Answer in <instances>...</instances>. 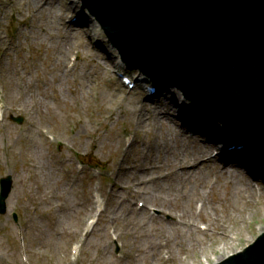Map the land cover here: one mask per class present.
<instances>
[{
    "label": "rangeland",
    "instance_id": "1",
    "mask_svg": "<svg viewBox=\"0 0 264 264\" xmlns=\"http://www.w3.org/2000/svg\"><path fill=\"white\" fill-rule=\"evenodd\" d=\"M13 1L0 0V180L14 179L0 215V264H214L264 232L263 157L227 150L235 133L179 90L163 83L150 95L151 79L122 63L80 0H54L71 35L51 15L17 5L19 14ZM35 21L45 45L29 52L25 35ZM59 49L66 56L57 67L50 58ZM197 143L209 149L189 160ZM160 227L179 242L173 252L152 247L165 245ZM39 238L46 249L34 246ZM154 251L157 259L145 258Z\"/></svg>",
    "mask_w": 264,
    "mask_h": 264
},
{
    "label": "water",
    "instance_id": "2",
    "mask_svg": "<svg viewBox=\"0 0 264 264\" xmlns=\"http://www.w3.org/2000/svg\"><path fill=\"white\" fill-rule=\"evenodd\" d=\"M81 1L127 65L178 88L264 156V0ZM12 190L2 179L1 214ZM221 264H264V235Z\"/></svg>",
    "mask_w": 264,
    "mask_h": 264
},
{
    "label": "bare ground",
    "instance_id": "3",
    "mask_svg": "<svg viewBox=\"0 0 264 264\" xmlns=\"http://www.w3.org/2000/svg\"><path fill=\"white\" fill-rule=\"evenodd\" d=\"M54 3H55L54 0H16V1H13L11 3V7L13 9H16L19 14H22L23 11L21 9H17V5L20 6V7H26L28 9H32V10L38 11L40 14L51 15V19L53 20L52 26L55 29H57L58 32H62L65 35H71L72 34V29H68L67 27H65L63 25L62 26L59 25V23L62 22V17L60 15H58V13L54 12V8H55ZM30 26H32V27L30 28L29 33L25 35V42L29 45L28 46L29 52H31V49L33 48V44L34 43L39 45V46L45 45L44 38L42 37V35L36 33L37 28L35 26H38L37 22L35 21V23L30 25ZM48 33L51 34L52 37L55 39V36H56L55 33H53L52 31H49ZM22 37L23 36H20L19 39H21ZM68 39L69 38H67V40ZM57 52H58V55L55 56V57H51L50 61L53 63L54 66L60 67L63 64H65L64 60H65L66 54H65L63 49H59ZM11 86H12L13 89H20V85L13 84ZM0 100H1V94H0ZM14 102L18 103L17 100H14ZM203 118L200 117V120H201L200 122H204L205 121L204 120L205 118L204 119ZM160 122L168 130V125L165 124L164 121H162V120H160ZM164 142H165V144L168 143V142H166L165 139H164ZM208 147H209V145H207L206 143H197V145H195L193 150H192L193 153L190 154L187 157H189V160H191L192 158L195 159L196 157L198 158V157H200V154L205 153V149L206 148L209 149ZM166 153H168V151H166V150L160 151L158 153V156L162 157ZM59 160H63V161H60L62 163H58V167L60 169L61 175L62 176L68 175V173L64 170V162H65V160H64L63 156L57 155L56 162L59 161ZM189 160L187 162H189ZM178 163H179V160H178ZM180 163H181L180 166L185 164V162H180ZM226 167L229 168V166H226ZM186 180H187V178H186ZM242 181L244 183V187L248 190V192L249 193H253L254 190L251 187V181L246 179V178H244V177L242 178ZM139 195H141V194H139ZM98 201H100L99 198H98ZM260 202H261L260 205H264V200H261ZM204 219L206 221H209L208 216H204ZM51 228L54 230V226H51ZM205 229H207V228H205ZM165 230H166V227H165ZM157 235L159 236L160 239H164L165 240V245H162V243L157 242L155 244H152L153 248L158 247L159 249H168V250H170V252H173L174 246H176L179 243L175 239H167L164 236V228L163 227H160L158 229ZM47 244L48 243L46 242V240H44V238H39L34 243V246H40L41 248L46 249ZM183 244H184V241L181 240L180 241V246H183ZM139 251H141V250H139ZM38 255L41 256V257H45L46 252H44L43 254L41 252H39ZM171 257L172 256H170L169 258H171ZM145 258L149 259V260L157 259L156 252L154 251V252L149 253ZM218 261H220V259ZM129 264H139V262L136 259L131 258Z\"/></svg>",
    "mask_w": 264,
    "mask_h": 264
}]
</instances>
